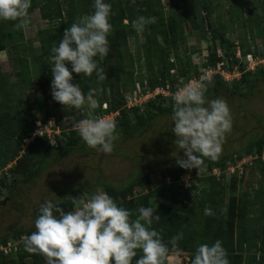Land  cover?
Returning a JSON list of instances; mask_svg holds the SVG:
<instances>
[{"label": "rangeland", "instance_id": "obj_1", "mask_svg": "<svg viewBox=\"0 0 264 264\" xmlns=\"http://www.w3.org/2000/svg\"><path fill=\"white\" fill-rule=\"evenodd\" d=\"M133 3L134 0H129ZM240 7L241 18L236 24L230 20L225 4V0H212L214 8V15L206 20V24L211 28H220L224 32V38L226 42L232 44V50L236 52V56L239 53V62L244 66L246 71L256 73L258 71H264V41L259 37L254 25L257 20L260 21L262 34L264 35V0H237ZM164 9H169L170 0H161ZM116 5V4H115ZM182 12L184 16L193 15V7L191 5H183ZM168 12V11H167ZM31 22L22 29L17 30L14 27V22L3 21L0 29L6 30L11 33L9 41L5 43V49L0 52V107L5 106L11 112H15L17 104L21 107L26 106L33 112H38V97L47 100L49 103H54L58 111L56 116L50 118L47 121H38L35 123L34 131L37 130V126L40 125L39 131L43 133L44 140L48 146L53 148H61L75 142L80 136L78 133V126L81 120L91 118L89 110L85 106L82 109H75L70 106H63L62 104L54 101L51 89L46 91V95L40 93L39 81L42 73H48V76L52 78L51 68L52 62H49L46 67H41L35 62V58L42 54L41 39L43 34L47 30L54 29L55 24L48 23L42 20L38 10L29 12ZM197 21L201 19L200 14L194 12ZM194 16V15H193ZM83 17V16H81ZM152 19V18H151ZM247 20H250L246 22ZM127 25L128 21L123 22ZM157 23L156 19H152L150 26ZM249 25H252L254 38L250 36ZM184 36L186 44H178V55L184 62L186 56L190 57L193 66L199 70L204 68V61L208 55L207 47L211 42V37L207 35L206 40H202L197 30H191L187 27L184 30ZM128 47L122 50V67L121 70L126 72L135 69V75H142L147 78L149 76L147 60L144 58V45L143 33H138V44L133 39H128ZM164 46L162 43H160ZM216 53L221 58L223 66L219 73L226 75L228 78L225 81L228 85L232 86L240 79L237 67L233 65L224 55V52L215 42ZM139 48L140 56L142 60L139 63L140 70L137 69V64L131 65V57L135 55L136 50ZM166 50L168 48H165ZM242 49V50H241ZM194 50V51H192ZM192 51V52H191ZM241 51L252 56V62L248 63ZM171 60L174 56H169ZM134 63V62H133ZM25 66H28L29 72H25ZM71 70L70 63L66 65ZM200 75V71H197ZM202 72V71H201ZM24 75L26 80H22L18 75ZM107 74V72H106ZM172 74V73H171ZM180 73L173 72V75L179 77V83L177 88L181 85H185L186 79L180 77ZM209 79L206 80L210 85L214 82V75L207 73ZM218 74V73H217ZM92 75L89 78H93ZM198 76H192V78ZM206 77V76H205ZM264 77V76H263ZM22 80V82H20ZM83 80V74L73 73V84H78ZM26 82L31 84L32 87L25 88L23 93H16L13 91L14 85L21 86L20 84ZM129 81L125 79L120 81L119 85ZM20 82V83H19ZM128 83V82H127ZM147 84V80H144ZM143 83V84H144ZM130 87L129 84L126 86ZM125 87V88H126ZM99 94L102 93L100 87ZM133 90V89H132ZM129 90V93L132 92ZM25 92V93H24ZM12 94H15L13 97ZM128 94V93H127ZM221 98V97H220ZM224 99V98H221ZM17 100V101H15ZM43 100V101H44ZM225 100V99H224ZM227 101V100H226ZM231 111L233 119V129L226 135V139L223 143V151L219 158H223L227 155L238 153L248 147V145L258 138L264 137V82H259L253 94L245 98H234L227 101ZM94 116L93 111L91 113ZM39 115L40 119L43 117ZM117 123V121H116ZM153 130L147 132L134 142L123 140L115 141V147L112 153L105 154L97 149H93L87 146L85 151L81 149L73 154L65 155L61 161L57 164H51L48 170L36 180V182L25 186L24 191L21 192L16 205L10 203L5 207L4 212L0 213V238L5 236L10 229L20 228H35L34 222L38 215V209L47 200L55 202L60 199V207L65 212L74 210V202L69 198H80L81 191L89 190V194H84V197H90L92 194L98 191H104V185H111L117 189L124 188L131 183L137 176L138 172L152 164L154 167H179L176 163V159L180 158L179 150L177 149L173 137L169 138L171 133L172 120L169 119H157L154 122ZM33 131V132H34ZM32 132V133H33ZM164 138H162V134ZM31 133V134H32ZM172 134V133H171ZM28 137V136H27ZM25 137V139L27 138ZM166 137V138H165ZM33 143H22L21 152L19 157L23 155L28 146ZM178 152V153H177ZM256 157H249L240 162H228L224 169L213 168L208 177H202L198 175L196 169H184L179 174L178 179L175 182L177 187L178 198L176 203L180 206L179 210L171 217L173 222H178L180 232L188 235L182 240L192 239L194 240L195 249L205 242L203 233L205 232V219L212 215H205V208H209V205L202 208L201 205V192L203 189L209 188L211 181L215 184V190L220 196L217 199L222 200L220 209H222L224 219V225H229L228 214H231V200L237 205L242 201V198L249 192V201H252V194L248 191V183L246 182L245 172L246 166L251 164ZM181 159V158H180ZM185 159V158H184ZM262 160L264 159L261 158ZM16 160L9 163L5 168L0 167V194L1 199L8 203L6 200L5 186L8 182H15V178L18 176V171H14L16 168ZM30 164L23 166L24 169H28ZM31 167V166H30ZM143 186L136 188L126 195H114L112 198L117 201L120 206H123L130 210L133 215L131 219H136L138 216V208L141 206H151L155 209L156 214L161 205L166 204L169 201V197L165 195L164 190L167 184H170V180L166 179L162 173H156L144 177ZM192 189L190 197L193 198L192 202H188L186 196L180 194L179 189L184 191L185 189ZM55 189V190H54ZM259 200V218L260 222L251 233V237L263 235L264 232V189ZM107 193V192H106ZM111 196V194H109ZM156 204L158 207H156ZM69 205V206H68ZM184 208V209H183ZM212 210V209H211ZM193 214L195 230L191 231L186 227V221L188 215ZM183 212V213H182ZM234 214V226H233V250L235 255H241L242 257L247 254V246H242V250L239 249V244L244 240V230L239 221L237 207H233ZM183 221L185 223H183ZM213 236H209L211 239ZM27 237H23L19 240H11L7 243L11 244V253H15L19 250V246L22 244L24 247V241ZM208 239V240H209ZM258 243V240H254ZM208 244V243H207ZM210 244V243H209ZM0 246H5L1 244ZM139 251V250H138ZM229 251V252H231ZM141 252H138L137 257L132 261L135 264L136 259H139ZM173 255H175L173 253ZM192 253L182 251L178 257L180 264H190ZM11 259V258H10ZM15 260V259H11ZM246 258L242 261L245 262ZM242 262L243 264H245ZM24 264H32V259L29 256L23 260Z\"/></svg>", "mask_w": 264, "mask_h": 264}, {"label": "trees", "instance_id": "obj_2", "mask_svg": "<svg viewBox=\"0 0 264 264\" xmlns=\"http://www.w3.org/2000/svg\"><path fill=\"white\" fill-rule=\"evenodd\" d=\"M94 0H32V6L29 12L38 10L42 20L55 24L54 29L41 32L44 36L41 39L42 54L35 58V62L46 67L50 61L52 55V47L58 46L62 39L63 32L67 27H70L72 23L77 21L81 16H86L94 11ZM111 3L112 11L114 15L111 16L110 22L113 25V31L108 37L110 42L109 54L104 59L97 57L98 64L104 69L106 80L98 81L95 73L93 78H89L83 75V80L80 83L82 92L86 95L92 88H102V93L97 95L99 107L93 111L94 115L101 113V106L107 103L109 108L105 113L110 111L119 112L117 118V131L119 133L118 140L125 139L126 141L134 142L144 134L153 130L154 122L157 119H169L172 116V97L168 99L157 98L148 102L145 105L144 111L140 113L138 110L127 111L123 108L124 96L129 93V90L135 88V84L138 82L143 86L144 80H147V86L150 89L156 87H165L170 85L171 94L178 90L179 77L171 74V71L180 73V77L185 78L186 81L191 77L198 76V70L193 66L190 57L186 56L183 62L180 56L177 54L179 51L178 44L185 46L186 39L184 36V30L189 27L191 30H197L202 40H206L207 35L211 37V42L207 47L208 55L205 58L204 67H215L218 63H221V58L217 56L215 42L224 52L225 57L237 67L240 74V79L232 86L223 81L220 76H214V82L210 85L208 82H203L205 85L206 98L209 100L224 98L230 101L234 98L249 97L255 91L259 82H264V71H258L252 73L246 71L244 66L236 58V52L232 50V44L226 42L224 38V32L220 28H211L208 30L206 20L214 15V8L212 0H170V8L164 9L161 0H134L131 3L129 0H107ZM116 4V5H115ZM191 5L194 9L193 15L184 16L182 12L183 5ZM228 15L233 24L240 21V7L237 0H225ZM168 11V12H167ZM194 12L200 14L201 19L197 21ZM139 16L156 19L157 23L153 26L146 25L143 33L144 45V58L147 60L149 76L147 78L142 75H135V69L129 72L121 70L122 67V50L128 47V39H133L138 44V33L132 28V21L136 20ZM128 21L127 25L123 22ZM250 20H247L248 22ZM3 21H0V27L3 25ZM256 25L257 33L262 41H264L263 30L260 26V21L254 24ZM250 36L254 38L253 27L249 25ZM12 37L11 33L0 29V52L3 51L6 41H9ZM162 43L164 46H162ZM165 48H168L167 50ZM242 50V49H241ZM194 51V50H192ZM191 51V52H192ZM244 58L248 55L241 51ZM174 56L171 60L169 56ZM140 56L139 48L136 50L135 55L131 57V65L137 64L140 70L139 63L142 60ZM134 62V63H133ZM25 72L28 73V66H25ZM107 72V74H106ZM22 80H26L25 74H18ZM129 81L124 82L122 85L120 81L125 79ZM20 80V82H22ZM52 78L48 76V73H42L39 81V91L46 95L48 89H51ZM19 82V83H20ZM128 82V83H127ZM20 84L21 86L14 85L13 91L16 93H23L25 88L32 87L31 84ZM127 84L130 85L127 88ZM183 85H181L182 87ZM126 87V88H125ZM31 89V88H30ZM25 93V92H24ZM15 94H12L15 97ZM38 112H33L30 108L17 104L15 112H11L7 109L6 105L0 107V167L5 168L9 163L16 160V168L14 171H18V176L14 179L15 182H8L5 186L6 200L8 203L1 199L0 194V213H5L4 209L10 203L11 205L19 204L18 198L21 192L24 191L25 186L36 182L50 167L51 164H57L65 155L73 154L87 149V144L79 137L75 142H70L64 147L53 148L48 146L44 140L35 139L31 143L21 157V146L25 137L29 136L35 127V123L38 121H47L50 118L56 116L58 109L54 103H49L47 100L38 97ZM44 100V101H43ZM17 101V100H15ZM39 115L43 119L39 118ZM41 117V118H42ZM169 138L176 139L174 133L170 131ZM162 138H164V134ZM166 138V137H165ZM117 140V141H118ZM178 153V152H177ZM264 137L258 138L252 141L248 147L242 151L227 155L223 158H219L216 161L205 159L206 170L201 173L202 177H208L213 171V168L224 169L228 162H240L249 157H256L251 164L246 166L245 174L246 182L248 183V191L252 194V201H249V192H246L242 201L237 205L231 200V214H228L229 225H224L222 206L220 205L222 200H217L220 196L215 190V184L211 181L209 188L203 189L201 192V205L202 208L209 205L214 213L211 217L205 219V232L203 233L204 243H214L216 240H221L223 246L228 252V259L230 264H243L244 258L245 264H264V232L263 235L255 236L254 242L251 237V233L260 222L259 218V200L264 189ZM181 159H184V153L179 150ZM30 164L29 168L23 170V166ZM184 171L181 167L168 166V167H154L152 164L141 169L138 172V176L127 186L121 189H117L111 185H104L103 190L107 194L114 195H126L128 192L141 188L143 186V179L149 175L156 173H162L166 179L171 182L165 187L164 193L169 197V201L166 204L160 206L158 214L161 219L159 222H154L152 227L157 231H161V235L165 243L169 239L179 233V228H176L178 222H173L171 217L179 210V205L176 203L178 189L175 186V182L179 177V174ZM197 171V170H196ZM198 172V171H197ZM55 190V189H54ZM180 194L186 196L188 202H192L193 198L190 197L192 189H185L182 191L179 189ZM90 189L81 191V195L89 194ZM69 206V205H68ZM237 207L238 223L240 221L244 230V240L239 244V249L242 250V246H247V254L242 257L241 255H235L233 250V226H234V214L233 207ZM184 209V208H183ZM188 215L186 227L194 231V219L193 214ZM183 213V212H182ZM183 223H185L183 221ZM36 231L35 228H20L10 229L7 234L0 238V245H6L8 241L19 240L23 237H28L32 232ZM185 236L188 235L186 232ZM209 236L211 239H209ZM209 239V240H208ZM169 247H171L169 245ZM179 247L182 251L193 253L195 252L194 240L187 239L181 240ZM231 251V252H229ZM139 252V251H138ZM257 252L261 254L257 256ZM142 254V253H141ZM29 256L32 259V264H45L44 258L40 255L30 254L25 251L22 244L19 246V250L9 255L0 253V264H24L23 260ZM191 257V259H192ZM15 259L14 261L11 259Z\"/></svg>", "mask_w": 264, "mask_h": 264}, {"label": "clouds", "instance_id": "obj_3", "mask_svg": "<svg viewBox=\"0 0 264 264\" xmlns=\"http://www.w3.org/2000/svg\"><path fill=\"white\" fill-rule=\"evenodd\" d=\"M31 6L32 0H0V21H12L17 30H22L31 22ZM93 8L91 14L67 27L58 46L51 49V94L63 106L87 107L91 118L80 121L79 136L89 147L110 154L119 138L117 123L91 115L99 107L96 97L100 89L92 88L85 95L72 82L73 73L86 77L95 73L98 81L106 80L97 57L104 59L109 54L108 37L113 31L110 20L114 13L107 0H94ZM150 23L151 18L139 16L131 26L142 33ZM69 63L71 70L66 66ZM205 91L202 83L190 82L172 96L171 131L177 149L186 157L177 158L176 163L183 169H196L198 175L206 170L205 159H219L226 135L233 129L227 101L209 100ZM69 198L74 202L73 211L65 212L60 199L47 200L40 206L34 222L36 231L24 241L26 252L42 256L45 264H132L139 250L142 255L135 264H180L179 243L184 233H177L165 243L162 230L152 227L161 219L153 207H139L133 220V213L104 191L87 198ZM204 214L214 213L205 208ZM190 264H230V260L218 239L212 244H200Z\"/></svg>", "mask_w": 264, "mask_h": 264}, {"label": "built area", "instance_id": "obj_4", "mask_svg": "<svg viewBox=\"0 0 264 264\" xmlns=\"http://www.w3.org/2000/svg\"><path fill=\"white\" fill-rule=\"evenodd\" d=\"M239 57V53L237 54L236 58ZM245 60L248 63L252 62V56L250 54H248L245 57ZM205 63V61H204ZM223 66L222 63H218L215 67H201L198 71H200V75H198L197 78H192L188 81H186V83H190V82H199L202 83L205 82L206 80L209 79L208 77V72L210 74H214V75H220V77H222L224 80L228 78V74L223 75L220 72L221 67ZM202 71V72H201ZM222 71V70H221ZM174 71H171V73L173 74ZM218 73V74H217ZM239 74V72H238ZM240 75V74H239ZM206 76V77H205ZM227 81V80H225ZM181 88V87H179ZM178 88V89H179ZM171 87L170 85H166L165 87H156L154 89H150L146 83L143 84V86L140 83H136L135 84V88L132 90L131 93H128L124 96V105L123 108L127 111H132V110H138L140 113H142L144 111L145 105L152 101L155 100L157 98H163V99H168L172 97L171 94ZM109 106L107 103L102 104L101 106V113L94 115L95 117H105L108 119H112L117 121V118L119 117V112H108L105 113L108 110ZM94 114V113H93ZM40 125L37 126V130H35L32 134H30L25 140L24 143H29V142H33L35 139H40L43 137V133H41L39 131ZM78 129V128H77ZM264 156V155H263ZM262 156V158H263ZM264 160V159H263ZM11 244L7 243L5 246H0V253H3L4 255H9L12 250H11ZM257 256L259 257V255L261 254L260 252H257Z\"/></svg>", "mask_w": 264, "mask_h": 264}, {"label": "water", "instance_id": "obj_5", "mask_svg": "<svg viewBox=\"0 0 264 264\" xmlns=\"http://www.w3.org/2000/svg\"><path fill=\"white\" fill-rule=\"evenodd\" d=\"M207 26H208V30H209V25L207 24Z\"/></svg>", "mask_w": 264, "mask_h": 264}]
</instances>
